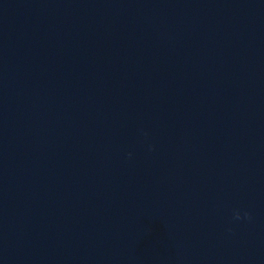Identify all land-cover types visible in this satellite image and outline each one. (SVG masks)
<instances>
[{
	"label": "clouds",
	"instance_id": "9594fccd",
	"mask_svg": "<svg viewBox=\"0 0 264 264\" xmlns=\"http://www.w3.org/2000/svg\"><path fill=\"white\" fill-rule=\"evenodd\" d=\"M233 218H234L235 220H240V219H242V218H247V219L250 220V219H251V214L245 212L244 215H243V217H242L240 211H239V210H235L234 213H233Z\"/></svg>",
	"mask_w": 264,
	"mask_h": 264
}]
</instances>
